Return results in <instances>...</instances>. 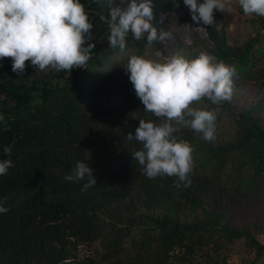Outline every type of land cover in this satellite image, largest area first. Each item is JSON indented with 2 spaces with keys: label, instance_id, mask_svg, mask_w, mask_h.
<instances>
[{
  "label": "trees",
  "instance_id": "trees-1",
  "mask_svg": "<svg viewBox=\"0 0 264 264\" xmlns=\"http://www.w3.org/2000/svg\"><path fill=\"white\" fill-rule=\"evenodd\" d=\"M129 3L113 0L112 7L126 10ZM152 5L159 33L185 4L152 0ZM110 10L109 0H91L85 8L93 25L88 42L95 44L85 68L41 71L26 61L25 71L17 74L11 58L0 59V115L6 122H0V161L11 159L14 165L0 176V205L10 209L0 213V264H186L197 249L219 240L206 226L181 225L176 217L187 210L206 213L210 199V205L219 198L240 201L258 183L264 186V126L249 111L237 120L243 127L237 141L199 158L193 154L190 185L176 176L144 175L132 157L142 145L126 135L135 136L141 119L159 123L165 118L144 110L126 63L114 68L124 50L141 56L148 44L128 35L123 51L110 48ZM213 15L224 24L225 10ZM259 21L262 33L242 49L230 47L215 25L197 24L207 30L202 31L213 46L209 53L235 69L233 84L264 86V19ZM175 135L193 148L190 126ZM6 146L12 147L10 157ZM246 153L253 173L242 187L226 169L231 158L244 161ZM78 161L93 170L96 184L87 191L81 190L86 179L65 180ZM95 242L101 248L98 258L78 256L79 245ZM257 247L259 261L264 245Z\"/></svg>",
  "mask_w": 264,
  "mask_h": 264
},
{
  "label": "clouds",
  "instance_id": "clouds-1",
  "mask_svg": "<svg viewBox=\"0 0 264 264\" xmlns=\"http://www.w3.org/2000/svg\"><path fill=\"white\" fill-rule=\"evenodd\" d=\"M112 3L109 0L107 23L109 47L113 50L125 49L129 32L135 40L146 38L148 46L173 38L171 32L161 29L158 33L153 25L152 0H130L126 10L112 7ZM184 4L192 21L206 26L215 25L214 10L225 9L223 0H204L199 4L197 0H184ZM239 4L245 15L264 16V0H239ZM92 27L80 0H0V59L11 58L12 71L17 74L25 71L26 61L41 71L49 67L56 71L85 68L95 48V44L88 42L93 39ZM183 27L193 29L190 25ZM195 29L207 31L205 27ZM155 55L163 62L133 55L124 68L130 73L129 80L144 110L165 119L159 123L139 120L135 136L129 132L126 139L142 145L132 157L142 166L146 177L176 176L188 186L193 148L187 141L178 140L175 133L180 127L190 126L206 141L216 138L218 109H197L192 104L204 98L217 106L231 100L235 69L207 52H200L191 60L179 52L163 57L158 50ZM0 122H5L3 115ZM11 152L12 147H4L9 157ZM13 166L11 159L0 161V176ZM85 179L82 191L96 184L93 170L84 161H78L72 174L65 176L66 181L72 182ZM8 211L0 205V213Z\"/></svg>",
  "mask_w": 264,
  "mask_h": 264
},
{
  "label": "rangeland",
  "instance_id": "rangeland-1",
  "mask_svg": "<svg viewBox=\"0 0 264 264\" xmlns=\"http://www.w3.org/2000/svg\"><path fill=\"white\" fill-rule=\"evenodd\" d=\"M90 2L91 0H80L85 8ZM223 2L226 19L222 24L215 17V26L220 36L224 35L230 47L242 49L249 40L262 33L259 20L264 19V16L245 15L239 0H223ZM188 12L189 8L186 5L179 8L173 14L174 16L170 17L169 20L172 21L169 28H166L167 32L172 33L173 38L154 43L152 46L145 45L141 56L146 59H159L163 62L162 58L156 57V51L159 50L163 57L179 52L189 60L196 58L200 52L209 53L208 50L213 46L202 30L195 29L199 26L192 21ZM163 19L164 17H159V20ZM184 25H190L193 29L183 27ZM129 36L132 37L131 32ZM133 55H136L135 50H124L115 57L114 68L121 67L124 63L127 64ZM233 85L231 100L224 101L219 106L213 105L207 98L192 104V107L197 109H218L215 120L217 131L214 140L206 141L201 133H196L191 129L192 136L195 138L193 154L196 158L206 154L209 149L237 141L243 134V127L238 124L237 120L248 111L251 116L259 120L260 126H264V86L261 83L245 81H238ZM230 160H233V164L226 169V175L232 174L239 179L242 187H246L251 182L253 173L248 154H244V161L241 158ZM234 166L236 169H233ZM261 185L262 183H258L240 201L231 202L226 198H219L216 199V203L210 205L212 203L210 199L204 203L206 213L199 209L187 210L176 217L181 225L206 226L208 235L219 240L218 243L211 241L197 249L191 262L186 264H264V256L261 260H256L257 245H264V186ZM211 212H215L216 215H211ZM229 237L232 239L227 240ZM100 252L98 242L82 244L77 249L79 257L98 258ZM173 264L182 263L176 261Z\"/></svg>",
  "mask_w": 264,
  "mask_h": 264
}]
</instances>
